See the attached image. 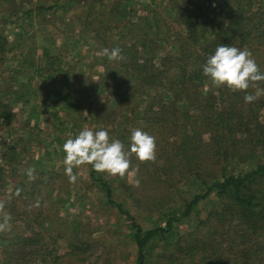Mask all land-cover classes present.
<instances>
[{"label":"rangeland","instance_id":"obj_1","mask_svg":"<svg viewBox=\"0 0 264 264\" xmlns=\"http://www.w3.org/2000/svg\"><path fill=\"white\" fill-rule=\"evenodd\" d=\"M234 1L0 0V28L3 24L9 40L0 58V90L9 91L14 113L8 124L0 126V203L12 217L11 229L0 233V264H136L132 219L143 230L164 227L167 217H179L185 203L205 191L213 182L207 173V181L202 182L186 168L161 170L166 166L160 156L164 134L169 142L179 135L171 136L163 124L147 121L144 110L154 96L153 109H158L161 99L169 98L166 90L142 88L132 95L123 80L119 92L111 93L119 65L102 53L113 49V41H130L131 34L138 32L155 38L149 56L161 55L183 34L178 6L188 5L204 22L215 20L218 11ZM255 6L264 10V0H254ZM163 36L171 43L159 41ZM246 49L255 61H263L264 48ZM258 66L264 73V63ZM223 87H213L207 80L198 90L221 106L226 97ZM175 108L180 123L184 112L203 127L196 119L202 109L189 105L184 97ZM240 111L246 129L247 112L243 107ZM256 111L258 121L264 122V106ZM86 127L107 130L110 141L120 140L126 150L130 143L125 136L131 137L134 129L147 132L156 140V160L141 163L133 154L132 174L123 179L85 164L73 168L77 180L70 183L63 145ZM263 161L258 148L241 164L233 160L224 174L248 171ZM204 163V169L221 181L219 166L224 164ZM29 169L34 170L32 179ZM101 182L109 186L110 196ZM220 206L214 190L190 216L172 223V231L146 245L145 263L172 264L168 255L175 251L176 233L193 230L199 218Z\"/></svg>","mask_w":264,"mask_h":264},{"label":"trees","instance_id":"obj_2","mask_svg":"<svg viewBox=\"0 0 264 264\" xmlns=\"http://www.w3.org/2000/svg\"><path fill=\"white\" fill-rule=\"evenodd\" d=\"M216 16L213 21L207 19L200 22L188 5L178 6L177 20L184 31L174 38L177 41L171 46L174 52L170 49L161 55L149 56L153 51L151 45L156 44L155 38L138 32L131 34L130 41L118 39L112 42L113 48L122 50L125 59L116 60L119 71L113 76L116 81L112 83L111 93L119 92L123 80H126V88L132 95L142 88L151 87H161L168 93L166 95L169 98H162L158 109H153L154 96L144 110L147 121L163 124L171 136L179 135L176 141L169 142L168 135L163 133L161 141L164 145L162 142L160 145L163 154L160 156H164L166 166L161 167L162 172L171 166L174 169L180 167L192 172L202 182L207 181L204 178L206 173V178L213 180L203 193L194 195L185 203L179 217H167L164 227L143 230L132 219V237L137 247L136 264H146L144 249L150 241L172 231V223L180 217L190 216L196 204L214 190L220 200V208L210 210L199 218L193 230L184 234L176 233L173 243L175 251L168 255L170 262L264 264V161L248 171L235 173L233 169L230 174H224L227 165H231L233 160L241 164L258 148L264 153V122L258 121L256 111L264 106V96L246 103L245 92H233L224 86L222 90H225L226 97L221 100L222 105L217 106V99L203 96L198 90L200 85L210 80L203 74V65L218 46H233L241 50L252 46L264 48V10L254 7V0H235L231 5L221 8ZM2 26L0 58L9 45ZM162 40L170 42L168 36L159 39ZM256 63L261 65L264 59ZM248 92L252 93L250 89ZM9 96V91L0 90V126L8 124L14 117L13 102ZM182 97L189 105L202 109L196 118L202 128L189 113H181V123L180 118L174 115L175 104ZM241 107L247 112L244 121L246 129L243 127ZM205 133L209 136L208 140L204 138ZM125 139L130 143L129 136H125ZM205 161L224 164L219 166L221 181L215 180L211 171L204 169ZM93 178L100 180L94 175ZM101 183L107 196H110L109 186L105 182Z\"/></svg>","mask_w":264,"mask_h":264},{"label":"clouds","instance_id":"obj_3","mask_svg":"<svg viewBox=\"0 0 264 264\" xmlns=\"http://www.w3.org/2000/svg\"><path fill=\"white\" fill-rule=\"evenodd\" d=\"M119 47L111 50L104 49L103 55L109 60H124ZM203 74L208 77L213 87L219 88L227 86L233 92H245L244 100L246 103H252L264 96V73L257 65L252 53L248 49L241 50L233 46L220 45L215 49L213 55H210L203 65ZM254 93H249V89ZM87 114V113H86ZM130 146L128 150L118 139L110 141L109 132L101 129L93 131L87 127L80 131L74 139L69 138L63 145L66 153L63 161L65 173L69 177L70 183H75L77 175L73 173V168H78L85 164L92 165L98 173H107L110 176H119L125 178L126 174L131 175L130 157L135 154L138 161L155 162L156 160V140L154 136L149 135L140 129H134L131 132ZM33 169L28 170L29 178L33 177ZM140 181L135 180V186H139ZM4 204L0 203V233L11 229L12 217L3 212Z\"/></svg>","mask_w":264,"mask_h":264},{"label":"crops","instance_id":"obj_4","mask_svg":"<svg viewBox=\"0 0 264 264\" xmlns=\"http://www.w3.org/2000/svg\"><path fill=\"white\" fill-rule=\"evenodd\" d=\"M112 79V78H111ZM24 104H26V103H24Z\"/></svg>","mask_w":264,"mask_h":264}]
</instances>
